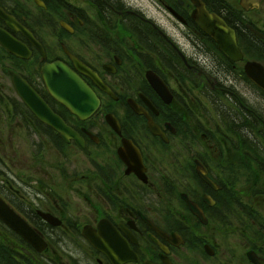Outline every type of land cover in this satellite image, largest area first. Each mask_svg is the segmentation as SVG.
<instances>
[{
	"label": "flooded vegetation",
	"instance_id": "obj_1",
	"mask_svg": "<svg viewBox=\"0 0 264 264\" xmlns=\"http://www.w3.org/2000/svg\"><path fill=\"white\" fill-rule=\"evenodd\" d=\"M0 30L29 53L0 42V196L44 243L0 220V264H264V0H0ZM54 62L99 99L90 116L48 93ZM13 74L83 148L30 111ZM14 134L20 154L3 150Z\"/></svg>",
	"mask_w": 264,
	"mask_h": 264
},
{
	"label": "water",
	"instance_id": "obj_2",
	"mask_svg": "<svg viewBox=\"0 0 264 264\" xmlns=\"http://www.w3.org/2000/svg\"><path fill=\"white\" fill-rule=\"evenodd\" d=\"M195 19L199 22L201 28L218 42L220 49L228 56H232L235 43L233 40V34L230 29L227 28L225 23L215 15L208 14L202 5H199V9L195 14ZM0 42L14 54L21 53V55H23L24 52L26 53V50L23 47L1 30ZM27 56L28 54H25V57ZM233 59L236 60L237 58L233 57ZM75 64L78 69L85 72V69L77 62H75ZM249 75L257 84L262 85L251 72H249ZM42 77L52 97L64 104L72 113L79 117L88 116L97 107L98 101L92 91L78 75L62 63L56 62L45 65L42 69ZM148 79L153 87L163 95L165 89L159 79L157 77H151L150 75H148ZM13 85L18 95L36 117L56 129L65 141H69L70 138H73L80 144L79 137L62 122L60 117L48 108L43 100L26 84V82L20 77L14 75ZM0 218L19 232L32 245L36 247L39 246L40 239L33 235L30 229L24 225V223L1 201V199ZM42 247L43 246L41 245L40 249H42Z\"/></svg>",
	"mask_w": 264,
	"mask_h": 264
},
{
	"label": "rangeland",
	"instance_id": "obj_3",
	"mask_svg": "<svg viewBox=\"0 0 264 264\" xmlns=\"http://www.w3.org/2000/svg\"><path fill=\"white\" fill-rule=\"evenodd\" d=\"M0 128H1V126H0ZM15 136H11V138H9V136H7V141H6V145H3L4 147H5V149L3 148V150H6V148L8 149V150H10L11 149V147H12V144H14V148H16L17 147V145H18V149L16 150V153L17 154H20V152L22 151V150H24V147L26 148L27 147V143H28V141H27V139H25V137L22 135V136H18V135H16V134H14ZM1 138H2V136H0ZM1 141H0V147H1ZM8 146V147H7ZM0 152H1V148H0ZM15 154V153H14ZM12 155V154H11ZM9 156H10V154H9ZM11 157V156H10Z\"/></svg>",
	"mask_w": 264,
	"mask_h": 264
}]
</instances>
